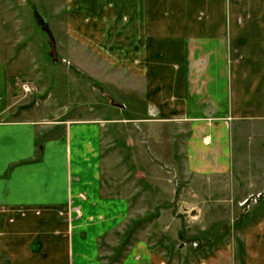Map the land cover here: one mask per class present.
<instances>
[{"label":"crops","instance_id":"1","mask_svg":"<svg viewBox=\"0 0 264 264\" xmlns=\"http://www.w3.org/2000/svg\"><path fill=\"white\" fill-rule=\"evenodd\" d=\"M73 1L71 35L125 73L126 95L115 118L44 121L17 111L0 60V264H105L146 216L117 264H264V216L244 227L241 258L226 239L183 262L150 237L177 238L180 212L210 223L263 193L264 13L243 0L228 14L225 0Z\"/></svg>","mask_w":264,"mask_h":264},{"label":"rangeland","instance_id":"2","mask_svg":"<svg viewBox=\"0 0 264 264\" xmlns=\"http://www.w3.org/2000/svg\"><path fill=\"white\" fill-rule=\"evenodd\" d=\"M225 1L228 14L232 0ZM247 1H242L245 12L264 13V5H252ZM72 2L0 0V60L15 72L18 106L29 102L31 95L36 94V102L30 108L34 118H44L49 122L115 118L121 113L126 75L121 70L105 67L99 56L89 53L88 44L82 47L80 39L73 38ZM53 49L57 59H54ZM22 83H29L32 93L25 94ZM133 94L136 100L137 92L134 90ZM136 104L140 105L138 101ZM239 206L238 212L226 213L222 219L210 223L199 214L188 213L185 218V214L180 212L183 229L177 238L170 232H155L150 237L158 241L156 247L165 255L175 256L183 262L207 254L226 239L235 241L241 258L244 227L264 216V190L260 195L242 199ZM147 218L140 221L146 224ZM132 223L133 219H130L118 233L119 243ZM136 231L131 241L137 238ZM117 246H108L110 253L105 256V264H117L126 254L128 246L122 254L116 255L115 260H110ZM2 264L12 263L6 261Z\"/></svg>","mask_w":264,"mask_h":264},{"label":"trees","instance_id":"3","mask_svg":"<svg viewBox=\"0 0 264 264\" xmlns=\"http://www.w3.org/2000/svg\"><path fill=\"white\" fill-rule=\"evenodd\" d=\"M41 151V146H38V152ZM141 224L140 219H133V223L130 227H128L126 233L123 235L120 243L117 246V249L114 250V254L110 257V260H115L117 254H122L124 249L130 244L131 238L134 232L138 229ZM118 256V255H117ZM115 258V259H114Z\"/></svg>","mask_w":264,"mask_h":264},{"label":"water","instance_id":"4","mask_svg":"<svg viewBox=\"0 0 264 264\" xmlns=\"http://www.w3.org/2000/svg\"><path fill=\"white\" fill-rule=\"evenodd\" d=\"M53 56H54V59H57V55H56V52L55 50L53 49ZM36 94H32L31 97H30V100L29 102L27 103H24V104H20L18 107H17V111L19 112L21 109H25V108H30L31 106H33L36 102Z\"/></svg>","mask_w":264,"mask_h":264},{"label":"built area","instance_id":"5","mask_svg":"<svg viewBox=\"0 0 264 264\" xmlns=\"http://www.w3.org/2000/svg\"><path fill=\"white\" fill-rule=\"evenodd\" d=\"M22 87L25 91V94H30L32 93V87L30 86L29 83H22Z\"/></svg>","mask_w":264,"mask_h":264}]
</instances>
